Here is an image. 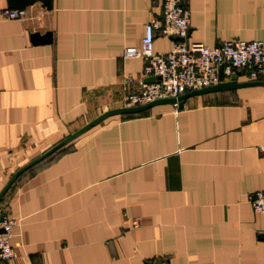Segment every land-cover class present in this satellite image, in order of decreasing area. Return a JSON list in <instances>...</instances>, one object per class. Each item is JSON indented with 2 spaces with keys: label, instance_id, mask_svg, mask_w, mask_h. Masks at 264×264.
<instances>
[{
  "label": "crops",
  "instance_id": "obj_1",
  "mask_svg": "<svg viewBox=\"0 0 264 264\" xmlns=\"http://www.w3.org/2000/svg\"><path fill=\"white\" fill-rule=\"evenodd\" d=\"M0 17V190L141 79L143 27L161 0H50ZM185 43L260 41L264 0H188ZM8 9L0 0V11ZM50 34L32 45L30 35ZM171 40L155 35L152 53ZM109 117L22 172L0 200L6 264H264V81ZM228 82L229 77H223ZM145 82V79H142ZM132 92V90L130 91Z\"/></svg>",
  "mask_w": 264,
  "mask_h": 264
},
{
  "label": "built area",
  "instance_id": "obj_2",
  "mask_svg": "<svg viewBox=\"0 0 264 264\" xmlns=\"http://www.w3.org/2000/svg\"><path fill=\"white\" fill-rule=\"evenodd\" d=\"M188 0H161L160 12L143 27L139 48L123 50L124 59H141L144 66L141 79L123 78L125 94L121 107H138L160 99H173L184 93L198 91L218 83L217 71L222 77L241 71L250 81H264V48L260 41H225L215 47L202 43H185L189 11ZM4 20H21L24 10L0 11ZM155 35L171 40L170 50L163 55L152 53ZM152 78L150 83L142 79ZM132 90V92H130ZM255 213H264V190L248 197ZM13 221L0 209V264L13 258L9 239ZM154 264H169L157 260Z\"/></svg>",
  "mask_w": 264,
  "mask_h": 264
},
{
  "label": "water",
  "instance_id": "obj_3",
  "mask_svg": "<svg viewBox=\"0 0 264 264\" xmlns=\"http://www.w3.org/2000/svg\"><path fill=\"white\" fill-rule=\"evenodd\" d=\"M36 2L40 4L41 8H44L45 10H49L50 9V6H51L50 5V0H6L7 8L8 9H16V10H24L25 8H27L28 6H30V5H32L33 3H36ZM49 41H50V34L49 33H44L41 36H39L36 33H33V34L30 35V43L32 45L46 44ZM217 76H218V83L216 85L211 86V87H207V88H204V89H201V90H198V91H192V92L184 93V94H182V95H180V96H178L176 98H173V99H160V100H156V101H153V102H150L148 104H145V105H142V106H138V107H129V108L118 107V108H114V109H110V110L104 111L103 113L98 115L96 118L92 119L91 121L86 123L84 126H82L80 129H78V130L74 131L73 133L69 134L67 137H65L63 140H61L59 143H57L56 145H54L53 147H51L50 149L45 151L42 155H40L39 157L31 160L26 165L22 166L17 171H15L9 177V179L5 183V185L1 188V190H0V200L3 197V195L5 194V192L8 190V188L10 187V185L17 178V176H19L22 172H24L28 168L32 167L33 165L38 163L40 160H42L45 157L49 156L50 154H52L53 152H55L59 148L63 147L67 143H69L72 140H74L76 137H78L79 135H81L85 131H87L90 128L96 126L97 124H99L100 122H102L103 120H105V119H107L109 117L116 116V115H127V114L141 113V112H144L147 109L151 108L152 106L164 105V104L173 105L174 107H176V109H180L182 107V105H183V102L187 98H190V97L199 96V95H202V94H207V93L216 92V91L233 89V88L239 87V86L260 84V83H257V82H255V83L237 84L233 80V75L230 76V79H229L228 82H223V79H222L223 77L221 75V67L218 68ZM152 81H153L152 78H146L145 79V82H147V83H150Z\"/></svg>",
  "mask_w": 264,
  "mask_h": 264
},
{
  "label": "trees",
  "instance_id": "obj_4",
  "mask_svg": "<svg viewBox=\"0 0 264 264\" xmlns=\"http://www.w3.org/2000/svg\"><path fill=\"white\" fill-rule=\"evenodd\" d=\"M137 114H139V113H136V114H127V115H129V116H134V115H137Z\"/></svg>",
  "mask_w": 264,
  "mask_h": 264
}]
</instances>
